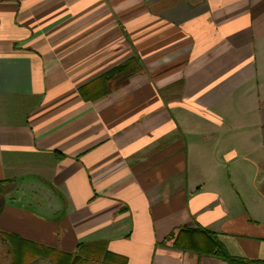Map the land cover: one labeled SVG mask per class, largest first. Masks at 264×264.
I'll return each mask as SVG.
<instances>
[{"label": "crops", "instance_id": "0c3cea01", "mask_svg": "<svg viewBox=\"0 0 264 264\" xmlns=\"http://www.w3.org/2000/svg\"><path fill=\"white\" fill-rule=\"evenodd\" d=\"M0 183V264H264V0H0Z\"/></svg>", "mask_w": 264, "mask_h": 264}, {"label": "trees", "instance_id": "16d2710c", "mask_svg": "<svg viewBox=\"0 0 264 264\" xmlns=\"http://www.w3.org/2000/svg\"><path fill=\"white\" fill-rule=\"evenodd\" d=\"M5 184L0 183V194ZM167 243H174V246L183 250H193L199 252L201 255H207L211 257L219 258L228 264H260L261 262H249L247 260L239 259L230 256L217 237L211 232L200 229L183 228L179 232L170 234L166 240ZM165 243V244H167ZM52 260L55 264H61L58 260V255L51 253L50 256L45 258L40 253L23 254L18 258L16 264H25L29 258H38Z\"/></svg>", "mask_w": 264, "mask_h": 264}]
</instances>
